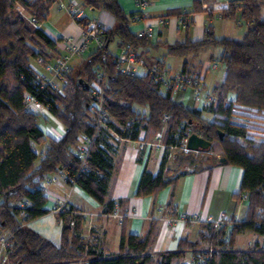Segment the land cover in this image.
I'll return each mask as SVG.
<instances>
[{"label": "trees", "instance_id": "obj_1", "mask_svg": "<svg viewBox=\"0 0 264 264\" xmlns=\"http://www.w3.org/2000/svg\"><path fill=\"white\" fill-rule=\"evenodd\" d=\"M83 1L91 8L111 12L117 25L106 28L103 49L95 48L89 53L76 78L70 70L63 93H58L39 85L32 61L38 60L42 65L50 61L59 52L56 45L61 38L54 39L41 26H31L15 8L25 7L36 22L42 23L54 0H0V232L7 234L3 255L11 264H264V242L258 241L247 249L234 246L237 236L246 230L264 236V140L254 143L248 138L247 127L231 122L232 102L228 100L229 94L235 93L236 103L255 107L258 112L264 110V0H230L220 9L224 18L244 20L247 28L240 40L217 38L213 26L208 25L200 40L167 44L174 54L198 52L207 44L223 46L219 61L224 64V73L214 89L216 100L201 108H189L176 101L172 87L155 81L149 74L118 70L107 42L119 37L120 45L129 42L136 50L147 42L148 36L131 30L129 16L119 0ZM194 7L201 8L198 0ZM135 14L131 15L132 20ZM157 64L163 66L162 62ZM183 73L188 74L185 70ZM97 85L109 114L101 126L92 122L93 89ZM25 92L36 96L64 124L66 130L61 137L45 133L38 123L41 115L24 108ZM204 112L213 113V118H206ZM219 130L223 132L221 138ZM188 131L199 133L212 145L198 153L177 152V168L216 161L238 165L242 177L235 198L248 195L245 216L231 219L220 228L206 223L202 243L182 239L178 249L155 254L149 247L151 226L144 237L123 231L118 251L106 253L97 241L85 240V216L70 204L58 212L62 220L59 242L27 226L49 212L42 182L53 173L65 175L67 182L78 184L100 202L103 213H111L116 204L108 195L118 166L116 142L121 138L139 139L141 133L150 137L160 132L165 144L159 170H143L136 195L154 194L173 184L188 170L167 176L170 148H180ZM83 134L93 138L86 164L81 165L78 147ZM216 148L224 161L213 153ZM171 204L172 200L168 209H172ZM188 248L193 257L187 263L184 256Z\"/></svg>", "mask_w": 264, "mask_h": 264}, {"label": "crops", "instance_id": "obj_2", "mask_svg": "<svg viewBox=\"0 0 264 264\" xmlns=\"http://www.w3.org/2000/svg\"><path fill=\"white\" fill-rule=\"evenodd\" d=\"M63 1L66 3L74 1L83 10L87 19H99L106 28H114L117 25L114 15L104 8H91L83 0ZM119 1L129 16L130 27L134 33L139 34L147 28L152 32V36L148 37L146 43L136 47L141 63L140 75H145L153 64L162 62L171 73L185 70L190 75L201 77L204 88L214 93L224 73V64L219 61L223 46L207 44L198 52L174 54L169 52L167 44L189 39L200 40L204 37L208 25L213 26L217 38L242 39L247 27L246 24L243 27V22L239 21L240 17L224 18L221 16L220 9L225 7L230 0H198L201 8L197 10L194 7L196 0H149L141 16L135 20H132L131 15L140 13L137 0ZM15 8L21 14L29 13L21 5H16ZM51 8L47 12L46 20L41 23V27L51 37L62 39L64 36L80 33L79 23L65 8L59 7L64 11L57 23L48 20ZM183 14L185 21L180 20V15ZM107 45L108 52L116 55L120 47L119 37L113 38L107 42ZM56 48L59 51L55 55L57 57L63 50L61 40L58 41ZM32 65L40 70L44 67L38 60H33ZM229 97L235 98V93H230ZM173 98L189 108L203 106L201 102L195 100L191 87L173 92ZM203 115L208 119L213 118V113L210 112H204ZM54 119L51 122L47 120L51 123L50 126L41 128L45 133L59 138L66 128L60 120ZM158 135H161L160 132L150 137H145V134L141 133L139 139L121 138L116 142L114 155L118 166L114 173V180L110 184L108 196L112 199H121L119 211L125 215L122 221L110 213H103V205L100 202L78 184L69 183L61 174H58L55 180H45L42 184L47 196L46 207L49 212L31 220L27 226L42 236L59 242L62 220L58 213L51 209L58 199H64L67 204L83 212L85 240L97 241L106 253L118 251L123 231L126 235L135 233L144 237L152 226L149 247L152 253L157 254L178 249L182 239L202 243L203 233L206 232V220L210 217H217L221 211L227 213L229 221L242 219L245 216L248 203L247 193H243L238 200L235 198L240 187L242 168L226 162L200 164L198 168L189 169L179 175L173 184L161 188L154 194L136 195L143 170L146 168L153 173L159 170L165 147L157 145ZM213 153L217 157L220 156L218 151ZM175 169V155H173L166 165L167 176H176L178 172L175 173L173 171ZM171 200L172 209H168L167 206ZM190 213H198L201 222L179 220L169 223L167 220L169 216ZM258 241L262 244L264 236H258L253 230H246L237 236L234 246L247 249ZM192 257V249L185 250L184 262H190Z\"/></svg>", "mask_w": 264, "mask_h": 264}, {"label": "built area", "instance_id": "obj_3", "mask_svg": "<svg viewBox=\"0 0 264 264\" xmlns=\"http://www.w3.org/2000/svg\"><path fill=\"white\" fill-rule=\"evenodd\" d=\"M54 2H56L60 8H65L76 21L85 19L83 23H79L80 33L78 35H67L62 37L61 41L63 50L53 61L45 62L42 70L32 65L35 72V79L41 87H46L58 93H63L71 70L70 61L72 57L83 54L88 49L92 41L95 43L96 49H103L105 46L104 34L106 27L99 19H87L83 10L73 1L66 3L63 0H54ZM137 2L139 4L140 13H136L133 16L134 20L141 16L144 8L149 4V0H137ZM31 19L34 22L37 21L36 17H31ZM180 20L185 21L183 15H180ZM138 35H147L148 37H151L152 32L147 28L146 30L141 31ZM103 51L104 55L107 54L106 50ZM115 57L116 67L118 70L127 74L140 75L141 63L138 59L137 52L131 43L125 42L121 44ZM145 74H149L155 81L162 82L164 86L170 85L173 92L185 87H191L195 100L201 102L202 104L216 100V95L204 88L201 77L191 76L183 72L171 73L167 66H160L157 63L153 64ZM93 96L95 97V100L91 104L93 116L92 122H94L97 126H101L105 124L109 114L104 108L102 89L99 85L94 87ZM228 100L232 102V113L230 117L231 122L247 127V132L251 137H255L256 135L264 136V118L255 116V114L258 113V110L252 106L236 103L235 98H229ZM23 102L26 110L36 112L38 110L46 109V111H48L46 105L40 102L36 96L30 92H25ZM262 113H264V110ZM259 120H262L260 121L261 127L256 126ZM257 128H260L261 130H258ZM190 133L191 132L188 131V133L181 139L180 148L184 151H192L186 147L187 139ZM92 138L93 136H87L85 134L80 137L81 142L78 149L79 157L81 158V165L86 164L85 157ZM157 141L158 146L165 147L161 135H158ZM57 175V173L51 174L46 181L55 180ZM62 176L65 178V175ZM115 204L116 208L110 214L117 216L119 220L122 221L125 215L119 211L118 199H115ZM66 206L67 202L64 199H58L51 210L58 213ZM167 220L169 223H175L179 220L201 222L198 213L169 216L167 217ZM228 221L227 213L225 211H221L215 218L210 217L206 220L207 223L212 224L215 228L222 227ZM6 244L7 234H3L0 236V255L4 253Z\"/></svg>", "mask_w": 264, "mask_h": 264}, {"label": "rangeland", "instance_id": "obj_4", "mask_svg": "<svg viewBox=\"0 0 264 264\" xmlns=\"http://www.w3.org/2000/svg\"><path fill=\"white\" fill-rule=\"evenodd\" d=\"M74 2V1H73ZM51 10H50V15L48 16V20H50L51 22H56L58 21V18H60L61 16V13H63L64 10H60V8L58 7V4L56 2H54L51 6ZM61 11V12H60ZM23 16V18L27 21L28 24H30L31 26H41L42 24L41 23H38V22H34L32 21L31 17H30V14L28 12H25L23 14H21ZM242 21L243 22V27H245V22L244 20H242L241 18L239 19V21ZM95 48V43L92 41L88 47V49L81 55H75L71 61H70V65H71V76L76 78L77 74L80 73V69L81 67L84 65V63L86 62V59L88 58L89 56V53L90 51ZM58 53H56L57 55ZM54 57H56L54 55ZM53 57V58H54ZM53 58H50V61H52ZM49 62V61H47ZM36 113L40 114L41 116L39 117V120H38V123L39 125L42 127V126H50L51 123H48L47 120L49 122L51 121H54L56 119H58L57 117H55L53 114H51V112L49 111H46L45 110H38L36 111ZM213 116V115H212ZM255 116L257 117H262L264 118V113H262V111L258 112L255 114ZM59 120V119H58ZM262 120H259V122L256 124V126L258 127H261V122ZM258 130H261L260 128H257ZM161 134V133H160ZM162 135V134H161ZM162 137V136H161ZM248 138L251 139V141H253L254 143H260L261 141L264 140V136L263 135H256L255 137H251L249 134H248ZM171 149V152H170V155H169V158H171L173 155H175L176 157V154L177 152L179 151H182L183 153H188V152H194V153H198L197 151H184L180 148H176V147H173V148H170ZM216 151H220L219 148H216L215 149ZM199 166H201L200 164H193V165H186L182 168H177L176 166V169L173 170L175 173L177 172H180L181 170L183 169H186V170H189V169H195V168H198ZM175 167V165L173 166ZM172 167V169H174ZM114 175L111 179V182L114 180ZM45 181V180H44ZM42 182L45 183V182ZM219 215V214H218ZM215 218V217H213ZM3 234H6L4 232H0V236H2ZM0 264H11L10 261L8 260L7 258V255H3V253L0 255Z\"/></svg>", "mask_w": 264, "mask_h": 264}, {"label": "water", "instance_id": "obj_5", "mask_svg": "<svg viewBox=\"0 0 264 264\" xmlns=\"http://www.w3.org/2000/svg\"><path fill=\"white\" fill-rule=\"evenodd\" d=\"M107 45V44H106ZM80 81H82V79H80ZM86 86H88V83H85ZM219 134H220V138L223 135V132L221 130H219ZM212 145V141L205 138L204 136L200 135L199 133L193 131L189 134L188 139H187V143H186V147L189 150L192 151H205L208 150ZM225 157H219V161H224Z\"/></svg>", "mask_w": 264, "mask_h": 264}]
</instances>
